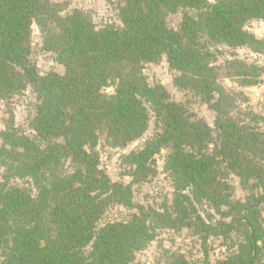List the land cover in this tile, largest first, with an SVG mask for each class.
<instances>
[{
  "label": "trees",
  "instance_id": "trees-1",
  "mask_svg": "<svg viewBox=\"0 0 264 264\" xmlns=\"http://www.w3.org/2000/svg\"><path fill=\"white\" fill-rule=\"evenodd\" d=\"M111 1L122 25L98 28L83 9L63 14L59 1L0 0V97L31 87L37 99L34 136L13 124L0 129V264H130L157 229L184 227L205 242L233 234L239 240L215 263L171 254L164 264H264L263 117L242 110L237 100L247 101L244 93L220 82L212 47L264 52V39L246 30L264 21V0ZM181 9L179 28L170 27L168 16ZM34 24L63 73L42 74L31 60ZM163 55L179 71L176 85L216 112L214 127L171 100L164 85L148 83L144 65ZM224 65L225 76L243 86L262 82L258 65L238 58ZM152 115L160 131L123 157L132 181H112L100 167V135L124 148L144 135ZM214 132L219 144L210 150ZM164 148L173 208L136 205L133 184L155 176V156ZM233 175L248 192L245 201L233 200ZM16 178L31 179L36 193ZM117 203L138 211L99 225ZM204 203L219 220L198 213Z\"/></svg>",
  "mask_w": 264,
  "mask_h": 264
},
{
  "label": "rangeland",
  "instance_id": "rangeland-1",
  "mask_svg": "<svg viewBox=\"0 0 264 264\" xmlns=\"http://www.w3.org/2000/svg\"><path fill=\"white\" fill-rule=\"evenodd\" d=\"M55 1L64 3L66 9L63 14H67L75 8L89 12L98 28L106 23L122 25L118 17L116 2L111 0ZM210 1L213 2L214 0ZM187 11L195 14L193 9H187ZM183 13L184 11L181 9L176 13L170 14L167 18L169 26L178 29ZM246 30L253 33L257 38L264 39L263 20L250 22L246 26ZM212 47L217 52L214 64L220 67V82L229 89L244 93L248 100L242 102L238 99L239 107L242 110L253 109L258 115H262L263 119H261L259 127L264 129V52H256L249 46L231 48L221 43H215ZM234 58L261 67L262 82L256 86H243L238 81L225 76L226 68L224 64L227 60ZM31 60L36 63L38 70L42 74L50 71L64 72V64L59 62L56 55L43 49L42 33L36 24L33 25ZM143 73L150 85H164L170 94L171 100L183 104L194 114V118L203 119L209 126L214 127L216 112L207 103H204L200 96L187 88H181L176 85L175 77L179 74V71L170 66L166 55H163L158 62H147L144 65ZM240 99L242 100L243 97ZM36 103V94L31 87L11 98L4 99L0 97V129H6L13 124L18 131L34 136L35 132L32 130L30 122L36 113ZM157 131H160V129L156 118L152 115L144 135L130 142L124 148L114 146L106 139L105 134H101L96 147L100 154V167L112 181L130 183L132 181L129 175L130 168L124 163V155L132 150L141 148ZM218 144L219 140L214 132L209 149L213 150ZM169 151V149L164 148L160 153L156 154L157 173L155 176L147 182L133 184V200L136 205L156 210L163 209L165 205L170 206V208L173 206L175 189L172 179L165 169L166 157ZM1 173L2 169H0V182L2 181ZM229 181L234 186L233 200L240 199L245 201L248 192L241 187L239 178L233 175ZM12 182L25 186L32 190L34 194L36 193L33 182L29 178H16ZM197 209L198 213L205 219L210 218L209 215H212L214 221L220 219V215L207 203L197 205ZM137 211L138 208H131L118 203L114 204L103 215L99 225L109 221H128ZM262 216L264 218V211ZM237 240L239 238L233 234V237L229 239L220 236H210L205 242L200 234L195 233L194 229L185 227L180 230L159 228L155 239L144 249L137 252L134 261L130 264H164L171 254H183L191 261H200L208 256L209 260L215 263L218 259L227 255L228 249L234 246Z\"/></svg>",
  "mask_w": 264,
  "mask_h": 264
}]
</instances>
